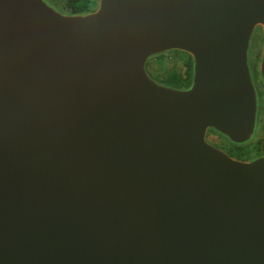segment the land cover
Masks as SVG:
<instances>
[{
    "label": "water",
    "instance_id": "water-1",
    "mask_svg": "<svg viewBox=\"0 0 264 264\" xmlns=\"http://www.w3.org/2000/svg\"><path fill=\"white\" fill-rule=\"evenodd\" d=\"M255 73L264 0H0V264H264Z\"/></svg>",
    "mask_w": 264,
    "mask_h": 264
},
{
    "label": "rangeland",
    "instance_id": "rangeland-1",
    "mask_svg": "<svg viewBox=\"0 0 264 264\" xmlns=\"http://www.w3.org/2000/svg\"><path fill=\"white\" fill-rule=\"evenodd\" d=\"M52 1L54 2L57 10L61 12H64V11L68 12L65 6L67 0H52ZM87 3L92 4L91 1ZM262 42H263V37H262L261 29L257 28L253 33L252 42H251L252 45H251L250 52H249L250 53L249 54V58H250L249 65H250V68L254 70V72L256 70L258 55L261 49ZM186 60H187V55H184L181 53H171V54H168L167 56L162 57L161 60H158V59L150 60L147 63V71L152 78L156 80H162L171 71L182 73L184 71V62ZM263 108H264V103H263ZM262 127H263V131L261 132L260 135H261V140L264 146V110L262 113ZM208 142H210L211 144H220L215 139H213V137H209ZM248 146L250 147V145Z\"/></svg>",
    "mask_w": 264,
    "mask_h": 264
},
{
    "label": "trees",
    "instance_id": "trees-1",
    "mask_svg": "<svg viewBox=\"0 0 264 264\" xmlns=\"http://www.w3.org/2000/svg\"><path fill=\"white\" fill-rule=\"evenodd\" d=\"M92 2L89 4L87 2ZM67 0L66 9L68 12H63L66 14H85L88 13L91 7H94L96 0ZM53 2V1H52ZM54 4V2H53ZM55 5V4H54ZM89 5V7H88ZM92 5V6H91ZM56 7V6H55ZM160 58V59H159ZM156 58L161 60L162 57ZM192 64L190 58L187 56V60L184 62V71L182 73H177L176 71H171L164 79L156 80L159 83L173 88V89H187L191 85L192 78ZM231 147L228 148L229 155L232 158L239 160H247L250 159V153L254 150L252 148H248L246 146H235L228 143ZM254 146V145H252Z\"/></svg>",
    "mask_w": 264,
    "mask_h": 264
},
{
    "label": "flooded vegetation",
    "instance_id": "flooded-vegetation-1",
    "mask_svg": "<svg viewBox=\"0 0 264 264\" xmlns=\"http://www.w3.org/2000/svg\"><path fill=\"white\" fill-rule=\"evenodd\" d=\"M96 8V3L94 4V7H91L89 12L94 11ZM255 80H256V84H257V92H258V97H259V109H258V116L260 118V122L258 123V129L256 131V138L254 139L255 144L254 146H252L250 144V147L247 145L248 148H252L254 149L251 153H250V158H255L256 156L259 155H264V146H263V142L261 140V132L263 131V127H262V113H263V103H264V84L260 81V76L257 75V73L254 74ZM209 137H213V139H215L217 142H219L220 144H213L215 145L217 148L225 151L226 153L229 154V150L228 148H230L231 146L226 143L224 140H222L221 138L216 137L214 134H209ZM208 140V139H207ZM210 143V142H209Z\"/></svg>",
    "mask_w": 264,
    "mask_h": 264
}]
</instances>
